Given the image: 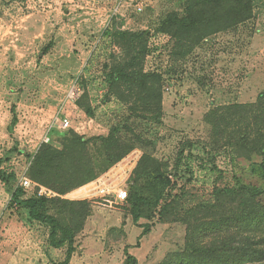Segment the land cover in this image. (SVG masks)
<instances>
[{"label": "rangeland", "instance_id": "rangeland-1", "mask_svg": "<svg viewBox=\"0 0 264 264\" xmlns=\"http://www.w3.org/2000/svg\"><path fill=\"white\" fill-rule=\"evenodd\" d=\"M74 2L0 0V36H10L16 46L10 68L0 73L1 97H10L9 106L0 108V264H69L73 253L85 260V249L92 264H124L125 251L138 264H159L185 245L186 227L173 215L161 216L158 209L150 219L134 222L128 230L132 245L126 248V225L112 226L113 217H129L116 197L75 190L62 198L43 197L47 202L42 204L39 189H23L21 178L42 147L61 150L74 135L86 143L101 171L97 178L111 175L108 185L115 181L127 195L143 157L162 164L174 184L178 218L202 202L233 203L232 197L221 196L225 189L243 185L264 191V177L250 172L209 120L221 108L253 104L264 93V0H253L249 20L191 49L160 31L166 16L182 14L190 0H123L127 23L110 17L98 32L67 20L71 12L65 6ZM45 15L48 39L31 57L18 37ZM119 32L143 34V40L128 45ZM73 87L79 95L69 100ZM65 116L72 129H55L52 145H42L46 128L59 126ZM234 125L227 132L238 130ZM109 135L132 146L113 165L103 157L102 139ZM53 200H96L101 206L91 207L84 221L72 212L59 215ZM85 228L91 238L87 247Z\"/></svg>", "mask_w": 264, "mask_h": 264}, {"label": "trees", "instance_id": "trees-1", "mask_svg": "<svg viewBox=\"0 0 264 264\" xmlns=\"http://www.w3.org/2000/svg\"><path fill=\"white\" fill-rule=\"evenodd\" d=\"M252 2L190 0L182 14L166 16L160 31L174 39L177 46L191 49L207 37L249 20ZM118 35L128 45L138 39L143 40V34L119 32ZM209 120L215 124V135L224 138L225 145H230L241 155L250 172L264 177V93L253 104L221 108L219 112L211 113ZM233 121L238 130L227 132ZM68 137L61 150L42 147L26 174L33 183L49 189L59 198L94 182L101 172L93 164L86 143L74 135ZM102 146L104 162L108 165L118 163L132 150L129 143L114 135L102 139ZM131 182L133 185L120 207L133 222L150 219L159 209V215H173L186 227L182 251L168 254L159 264H264L263 190L248 189L243 185L235 190L225 189L221 196L232 197L233 203L217 202L216 205L202 202L178 218L174 201L177 195L171 193L174 184L162 164L143 157ZM39 202L45 204L47 200L40 197ZM53 202L59 206V215L72 212L84 221L91 207L101 206L96 200ZM125 257L124 264H138L135 257L126 251Z\"/></svg>", "mask_w": 264, "mask_h": 264}, {"label": "crops", "instance_id": "crops-1", "mask_svg": "<svg viewBox=\"0 0 264 264\" xmlns=\"http://www.w3.org/2000/svg\"><path fill=\"white\" fill-rule=\"evenodd\" d=\"M65 7H67L69 11L71 12L68 14V16H71V19H67L68 21L69 20L74 21L75 26L78 28H81L82 26H86V28H93L94 32H98V29L103 28L106 25V23L110 21V17L111 18L114 17L116 21H120V22L125 21L124 15L122 13V10L124 7L123 0H104L103 2L99 0H77V2L73 3V6H70V7L65 6ZM53 11H55L56 14H60V10L56 8ZM75 11L77 12V14L73 15L72 12H75ZM49 13L51 14V11ZM33 16H31V19H33ZM46 17L47 15L41 16L39 25L35 29H32L29 26H25L23 30L24 32L23 36L18 37V40L20 42L21 41L25 42L24 43L26 46L25 51H27V53H29L31 57L35 52H37V49H39L40 46H42L44 43L47 42L46 40L48 39V36H47L48 22H47ZM62 23L64 24V22ZM58 25H60V22H57V26ZM36 32L38 33L36 34ZM12 39L13 38H10V36H0V48L2 50L1 52L2 54H0V73H3V71L6 70V68H10L9 55L16 48V46L13 45ZM39 56L41 55L39 54ZM4 87H5L4 80L0 78V92L4 89ZM9 98H10L9 95L7 99L2 98L1 93H0V108L9 106V103H10ZM92 214L93 215L96 214V211L94 210ZM97 216H98V213H97ZM103 216L104 214L101 217ZM112 219H114L115 221L112 225L114 229L116 228L121 229V226L123 224L126 225L125 227H123V229L127 233L126 242L124 246L126 248H130L132 245V241L130 239L131 232L129 233V231H132L131 226L134 224L132 218L129 216L127 219H124V218H117L115 216ZM86 232L87 230L85 228L83 232L84 233L83 241H84L85 247H87L89 243V241L87 242V240L91 239L89 238V235L86 234ZM133 235L138 236L139 233L133 232ZM83 253H84L83 256L85 260L82 258L81 259L83 261L80 260L79 253H73L69 264H92L91 262L92 254L87 252L86 249L85 251H83ZM108 263L106 262V264Z\"/></svg>", "mask_w": 264, "mask_h": 264}, {"label": "built area", "instance_id": "built-area-1", "mask_svg": "<svg viewBox=\"0 0 264 264\" xmlns=\"http://www.w3.org/2000/svg\"><path fill=\"white\" fill-rule=\"evenodd\" d=\"M136 11L138 13L142 12V6L138 5L136 7ZM79 95L78 89L73 87L68 94L69 100H75ZM59 126H55V124H51L46 128V132L42 137L41 144L42 145H52V137L51 135L57 129L60 132H67L72 129L71 121L68 116H65L62 120L58 122ZM111 175L106 174L94 182L84 186L87 188L88 195H92L95 197H116L118 201L123 202L127 198V193L124 188L119 187L118 185H114L115 181H112L111 184L108 185L109 180H113ZM20 187L23 189H39L38 195L40 197L46 198H55L59 197L57 194L52 193L51 191L33 183L26 174L21 178ZM83 187V188H84Z\"/></svg>", "mask_w": 264, "mask_h": 264}, {"label": "bare ground", "instance_id": "bare-ground-1", "mask_svg": "<svg viewBox=\"0 0 264 264\" xmlns=\"http://www.w3.org/2000/svg\"><path fill=\"white\" fill-rule=\"evenodd\" d=\"M76 191H83L84 194L88 195V191H87V188H86V187L81 188V189H78V190H76ZM74 192H75V191H74Z\"/></svg>", "mask_w": 264, "mask_h": 264}]
</instances>
